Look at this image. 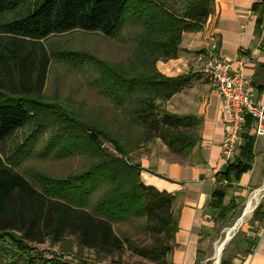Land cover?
Instances as JSON below:
<instances>
[{"label":"trees","instance_id":"16d2710c","mask_svg":"<svg viewBox=\"0 0 264 264\" xmlns=\"http://www.w3.org/2000/svg\"><path fill=\"white\" fill-rule=\"evenodd\" d=\"M214 3L0 0V148L36 118L39 129L33 139L50 132L51 121L65 142L57 157L79 156L87 163L83 170L66 177L40 174L28 178L16 170L25 155L23 145L8 160L0 154V258L11 253L12 264L20 258L23 264H41L30 255L32 245H63L73 239L80 264H99L106 259L121 264L126 252L155 264H172L178 232L174 196L145 185L141 165L130 156L161 140L171 156L184 159L199 143L201 121L196 116L163 111L158 103L183 91L190 76L166 77L156 65L160 60L178 58L183 33L203 30L214 13ZM252 10L259 29L264 1ZM72 32L121 37L133 45L125 65L94 56L73 58L80 67L89 66L98 73L96 86L111 102L112 110L70 111L59 101H44L53 58L45 42ZM55 138L50 144L53 150L58 147ZM243 141L242 159L216 174L213 204L221 219L236 209L234 200L225 204L227 188L241 180L253 161L255 137L244 134ZM253 220L264 221L263 202L254 210ZM134 223L149 242L116 232V225ZM245 241L246 253L251 254L259 239ZM85 251L92 253L91 260L80 255ZM43 264L68 263L52 259Z\"/></svg>","mask_w":264,"mask_h":264},{"label":"crops","instance_id":"0c3cea01","mask_svg":"<svg viewBox=\"0 0 264 264\" xmlns=\"http://www.w3.org/2000/svg\"><path fill=\"white\" fill-rule=\"evenodd\" d=\"M263 1L215 0L214 13L203 30L182 35L178 58L157 62L162 75L170 78L189 75L191 79L183 91L169 100V112L193 115L201 121L200 141L184 159H170L169 150L161 140L131 155V160L142 167L141 180L145 185L174 196L178 232L170 258L172 264H198L202 244L212 232L213 213L219 212L213 204L216 174L228 167L221 148L225 133L222 102L203 73L202 54L212 44H217L219 57L229 61L244 60V76L250 82L253 99L264 105V19L257 29V16L252 10ZM252 125L249 119L244 134L254 136ZM243 146L244 141L235 161L242 159ZM249 190L263 195L256 206L264 203V137H255L251 168L239 182L227 188L225 204L236 201L230 193L246 198L250 196ZM256 223L255 236L248 238L257 237L259 241L240 264H264V221Z\"/></svg>","mask_w":264,"mask_h":264},{"label":"rangeland","instance_id":"374dc122","mask_svg":"<svg viewBox=\"0 0 264 264\" xmlns=\"http://www.w3.org/2000/svg\"><path fill=\"white\" fill-rule=\"evenodd\" d=\"M130 28L124 31L125 34ZM184 34V33H183ZM48 50L53 54L48 82L45 90V102L51 103L59 101L70 111L86 110H112L111 102L101 93L96 86L95 80L98 73L89 66H79V61L73 58L86 59L87 56H94L100 61L109 64H126L133 53V45L120 38L111 39L104 37L99 33L72 32L52 37L45 42ZM85 57V58H84ZM72 58V59H71ZM83 68V69H82ZM167 102H158L161 110L169 112L170 104ZM170 113V112H169ZM48 125L52 128L50 132L46 129L42 134L32 136L37 127L36 118L31 125L19 132L7 144L0 148L1 157L8 160L10 154L23 145L24 152L20 164L16 170L25 174L28 178L44 174L52 178L66 177L70 174L83 170L86 166V160L82 157L59 158L57 155L62 147L65 146L63 137H58L57 125L53 126L49 121ZM56 137L57 149H51L53 137ZM107 149V145H106ZM114 152V150L112 151ZM131 157V156H130ZM170 159H177L171 156ZM250 196H235L236 209L230 212L226 218L221 219L219 212L213 213L214 225L212 232L205 238L202 244V254L198 264H215V253L219 244L225 239L227 231L233 227L236 221L242 216L246 202L252 197L253 192L249 190ZM263 195L260 194L259 201ZM253 212L247 216L240 226L232 233V237L226 242L223 254L219 264L223 261H232L233 264H240V261L247 256L248 236H255L258 224L253 220ZM116 232L119 236L130 235L134 240L140 239L149 242L142 236L136 228V224L116 225ZM253 239V238H252ZM31 256L36 258L38 263L56 259L68 264H80L78 257V246L75 240L70 239L63 245H51L49 242L42 245H32ZM5 254V253H4ZM3 254V255H4ZM77 255V257H76ZM80 255L86 259H92L91 252H83ZM12 254H5L0 258V264H12ZM121 264H155L149 260L143 259L130 252L123 256ZM15 264H23V258L18 259ZM93 264V263H88ZM99 264H113L110 259L102 260Z\"/></svg>","mask_w":264,"mask_h":264},{"label":"built area","instance_id":"2783aa9c","mask_svg":"<svg viewBox=\"0 0 264 264\" xmlns=\"http://www.w3.org/2000/svg\"><path fill=\"white\" fill-rule=\"evenodd\" d=\"M217 49V44H212L202 54L203 73L222 102L225 133L221 148L228 166L237 158L249 119L253 122L252 134L264 137V105L253 99L250 82L244 76V60L221 58Z\"/></svg>","mask_w":264,"mask_h":264},{"label":"bare ground","instance_id":"6f19581e","mask_svg":"<svg viewBox=\"0 0 264 264\" xmlns=\"http://www.w3.org/2000/svg\"><path fill=\"white\" fill-rule=\"evenodd\" d=\"M260 198V193L256 192L255 194L252 195V197L246 202L244 212L242 213V216L236 221V223L231 227L227 233L225 239L219 244V246L216 249L215 253V264H219L222 254H223V246L225 241H229L232 237V233L240 226V224L243 222V220L249 216L253 209L256 207L258 201Z\"/></svg>","mask_w":264,"mask_h":264},{"label":"water","instance_id":"95a60500","mask_svg":"<svg viewBox=\"0 0 264 264\" xmlns=\"http://www.w3.org/2000/svg\"><path fill=\"white\" fill-rule=\"evenodd\" d=\"M256 207H257V206H256ZM256 207L253 209V211L256 209ZM227 241H228V240H227ZM227 241H225L224 245L226 244ZM223 249H224V246H223Z\"/></svg>","mask_w":264,"mask_h":264}]
</instances>
